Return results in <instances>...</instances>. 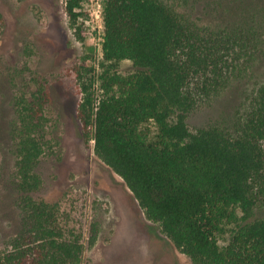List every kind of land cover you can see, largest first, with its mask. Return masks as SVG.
<instances>
[{
    "label": "trees",
    "instance_id": "trees-1",
    "mask_svg": "<svg viewBox=\"0 0 264 264\" xmlns=\"http://www.w3.org/2000/svg\"><path fill=\"white\" fill-rule=\"evenodd\" d=\"M83 0H67L79 39ZM103 55L82 81L79 116L94 126V149L121 175L193 264H264V82L230 120L192 131L197 98L242 78L264 48L255 19L221 29L187 19L165 0H103ZM2 14L0 12V22ZM130 60L136 70L122 73ZM90 71H94L92 68ZM197 82V86L194 83ZM41 84L15 96L19 232L0 248V264H83L82 232L60 204L37 198L49 144ZM99 233L93 224L91 243Z\"/></svg>",
    "mask_w": 264,
    "mask_h": 264
},
{
    "label": "rangeland",
    "instance_id": "rangeland-1",
    "mask_svg": "<svg viewBox=\"0 0 264 264\" xmlns=\"http://www.w3.org/2000/svg\"><path fill=\"white\" fill-rule=\"evenodd\" d=\"M83 0L79 39L67 12V0H0V248L19 232L18 172L13 123L15 96L43 85L49 144L38 169L43 182L37 198L58 202L64 220L84 235L83 264H193L145 208L124 178L94 149V126L79 116L82 81L93 78L103 55L104 17L96 2ZM187 19L221 29L255 19L264 27V0H165ZM103 11V7H102ZM94 68V71H90ZM122 73L136 70L130 60ZM94 79V78H93ZM264 82V48L253 67L222 91L206 96L199 89L188 118L192 131L230 120L247 94ZM197 86V82L194 83ZM264 215V207L256 209ZM99 233L90 242L93 224Z\"/></svg>",
    "mask_w": 264,
    "mask_h": 264
},
{
    "label": "built area",
    "instance_id": "built-area-1",
    "mask_svg": "<svg viewBox=\"0 0 264 264\" xmlns=\"http://www.w3.org/2000/svg\"><path fill=\"white\" fill-rule=\"evenodd\" d=\"M102 7H103L102 3L100 1H97L96 2V13L98 17L103 16Z\"/></svg>",
    "mask_w": 264,
    "mask_h": 264
}]
</instances>
